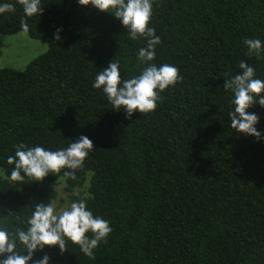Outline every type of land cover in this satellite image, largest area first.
Returning <instances> with one entry per match:
<instances>
[{
    "label": "trees",
    "instance_id": "obj_1",
    "mask_svg": "<svg viewBox=\"0 0 264 264\" xmlns=\"http://www.w3.org/2000/svg\"><path fill=\"white\" fill-rule=\"evenodd\" d=\"M0 15V35L23 33L24 13ZM26 18L28 37L47 51L23 70H0V225L26 229L34 204L55 202L64 185L69 202L86 201L112 232L85 256L78 245L45 246L50 264H264V139L237 133L224 79L241 61L264 80V53L247 55L246 38L264 41V0H154L149 27L161 44L154 63L176 66L182 79L160 93L154 111L126 118L92 87L112 60L121 78L139 75L137 52L111 13L77 0H42ZM61 28V40L53 33ZM259 117L264 136V107ZM87 136L93 150L75 179H9L16 146L66 148ZM57 186V187H56ZM88 235H91L90 233ZM18 251L20 247L18 246ZM26 254V253H25Z\"/></svg>",
    "mask_w": 264,
    "mask_h": 264
},
{
    "label": "clouds",
    "instance_id": "obj_2",
    "mask_svg": "<svg viewBox=\"0 0 264 264\" xmlns=\"http://www.w3.org/2000/svg\"><path fill=\"white\" fill-rule=\"evenodd\" d=\"M18 2L25 17L20 21V29L27 34L29 25L26 18L43 14L42 0ZM77 3L111 13L125 28L130 40L143 39L146 42V46L137 52V61L144 65L139 75L122 79L120 62L112 60L106 68L97 71L92 87L100 91L114 111L123 109L126 118L134 112L146 114L154 111L160 93L182 79L176 66L154 63L156 48L161 44L156 30L149 27L154 0H77ZM15 7L13 3L0 2V15L14 12ZM61 31L57 28L53 33L55 41L61 40ZM243 44L249 56L259 57L264 53V41L260 39L246 38ZM238 67V74L224 79V90L232 93L231 103L234 106L229 112L230 126L237 133L259 141L264 139L256 127L259 117L248 109L254 103L264 107V80L255 78V69L245 61H241ZM68 141L70 143L66 148L55 151L39 145H17L15 154L7 157V164L13 166L9 179L21 183L25 178L41 181L49 174L60 173L62 169H68L63 172L65 180L75 179L76 170L83 166L93 150V142L84 135ZM111 232L109 221L94 216L83 199L68 202L60 208L55 202L34 204L26 229L17 228L15 232H10L0 225V264H50L47 254L34 259L35 253L44 252L45 246H56L62 253L66 250L67 241L78 245L85 256L92 258L94 249L106 241Z\"/></svg>",
    "mask_w": 264,
    "mask_h": 264
},
{
    "label": "rangeland",
    "instance_id": "obj_3",
    "mask_svg": "<svg viewBox=\"0 0 264 264\" xmlns=\"http://www.w3.org/2000/svg\"><path fill=\"white\" fill-rule=\"evenodd\" d=\"M47 49L48 40H33L25 33L12 36L0 35V70L21 71L33 59L44 54ZM56 189L55 205L60 208L69 202L70 194L65 191L64 185H60Z\"/></svg>",
    "mask_w": 264,
    "mask_h": 264
}]
</instances>
